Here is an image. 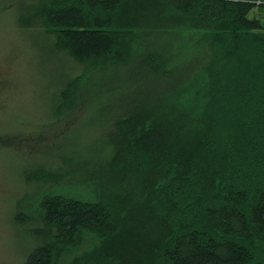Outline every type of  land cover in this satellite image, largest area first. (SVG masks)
Here are the masks:
<instances>
[{
  "label": "trees",
  "instance_id": "obj_1",
  "mask_svg": "<svg viewBox=\"0 0 264 264\" xmlns=\"http://www.w3.org/2000/svg\"><path fill=\"white\" fill-rule=\"evenodd\" d=\"M14 5L20 26L54 33L65 67L99 63L94 74L119 80L103 96L90 93L95 134L72 180L86 169V183L104 174L109 188L102 198L44 192L39 219L13 211V225L25 228L23 264H54L84 234L95 237L92 246L65 264H264V22L248 14L254 5L264 12V0ZM136 74L168 86L123 94ZM68 81L43 97L59 115L94 87ZM106 106L110 114L91 115ZM65 162L62 171L74 169Z\"/></svg>",
  "mask_w": 264,
  "mask_h": 264
},
{
  "label": "rangeland",
  "instance_id": "obj_2",
  "mask_svg": "<svg viewBox=\"0 0 264 264\" xmlns=\"http://www.w3.org/2000/svg\"><path fill=\"white\" fill-rule=\"evenodd\" d=\"M14 4L15 0H0V264H23L25 258L22 251L25 228L13 225V211L22 209L39 219V201L44 192L56 191L76 199L102 198L109 188L103 185L104 174L92 175L91 183H86V175H91L86 169L78 183L73 182L77 180L76 170H80V162L76 164L75 158L77 154L79 159L84 157L83 149L95 134L86 121L92 106L85 113L90 93L103 96L106 85L119 82L116 78L103 81V76L94 74L102 67L99 63L76 70L65 67L63 54L51 46L54 33L20 26ZM248 14L264 22V12L258 5ZM66 62L72 65V59L66 58ZM73 76L76 81L71 83L72 88L94 83L95 89L90 88V95L83 100H70L69 108L62 107L59 115L57 103L44 102L43 97L59 84H70L68 79ZM160 79L136 74L122 83L121 92L136 97L152 94L168 86V81ZM109 108L96 107L91 115H108ZM66 159L74 169L68 167L65 172L60 168L66 167ZM81 163L91 170L92 165L85 163V159ZM42 165L47 167V173L40 176L37 172H28L26 177V169ZM54 167L60 169L59 174L52 173ZM93 238L84 234L76 245L63 248L54 264H65L73 255L89 249Z\"/></svg>",
  "mask_w": 264,
  "mask_h": 264
}]
</instances>
